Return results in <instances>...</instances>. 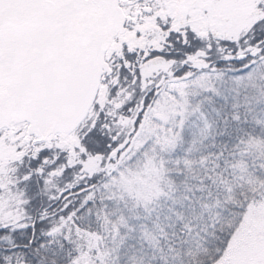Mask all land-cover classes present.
<instances>
[{
    "label": "snow or ice",
    "instance_id": "1",
    "mask_svg": "<svg viewBox=\"0 0 264 264\" xmlns=\"http://www.w3.org/2000/svg\"><path fill=\"white\" fill-rule=\"evenodd\" d=\"M0 264H264V0H0Z\"/></svg>",
    "mask_w": 264,
    "mask_h": 264
}]
</instances>
